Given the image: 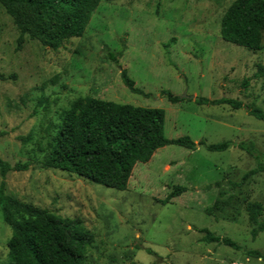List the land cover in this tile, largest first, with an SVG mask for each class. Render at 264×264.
<instances>
[{"label": "rangeland", "instance_id": "1", "mask_svg": "<svg viewBox=\"0 0 264 264\" xmlns=\"http://www.w3.org/2000/svg\"><path fill=\"white\" fill-rule=\"evenodd\" d=\"M234 1L102 2L84 36L57 50L22 35L0 3V156L12 167L29 164L7 175V192L80 221L95 237L85 264H264L249 256H264V232L253 236L264 221V171L243 182L264 164V121L249 114L264 112V41L253 51L222 39L221 21ZM122 70L142 95L125 86ZM166 92L181 101L171 103ZM84 96L162 109L165 136H188L199 146L158 150L136 165L126 191L43 169L64 113ZM198 98L244 107L201 105ZM227 141L252 143L262 158L236 146L211 152L200 145ZM179 187L186 192L171 198ZM202 229L240 250L204 242ZM11 237L0 211V264L8 261Z\"/></svg>", "mask_w": 264, "mask_h": 264}, {"label": "trees", "instance_id": "2", "mask_svg": "<svg viewBox=\"0 0 264 264\" xmlns=\"http://www.w3.org/2000/svg\"><path fill=\"white\" fill-rule=\"evenodd\" d=\"M114 0H0L13 18L22 35L40 42L53 50L66 41L84 36L91 19L102 2ZM220 35L226 42L261 51L264 41V0H235L221 21ZM119 66V56L110 54ZM122 81L134 94H143L126 70L121 71ZM261 77L256 74L253 80ZM245 79L242 89L249 86ZM168 100L179 103L181 99L166 92ZM201 105H229L242 109L239 100L198 98ZM251 116L264 121V112L254 109ZM166 113L162 109L135 107L91 96L74 100L64 113L53 146L46 155L42 168L59 170L89 180L92 183L126 191L137 164L148 163L154 154L167 146L176 145L190 150L199 146L190 137L168 139L164 128ZM3 136L0 133V138ZM208 151L224 152L236 146L257 160L262 158L252 143L234 144L231 141L215 145L201 143ZM29 164L12 167L0 156V211L4 222L11 228L8 242L9 256L4 264H85L88 250L95 242L93 233L80 221L60 218L47 210L20 201L7 192V175L11 171H25ZM264 171V164L243 177ZM186 192L179 187L171 198ZM258 232H264V221L256 223ZM203 241L221 244L234 250L240 247L231 239L215 236L207 229ZM148 253H153L147 249ZM249 256L264 260L258 251Z\"/></svg>", "mask_w": 264, "mask_h": 264}]
</instances>
